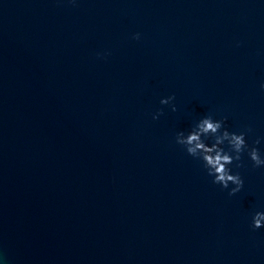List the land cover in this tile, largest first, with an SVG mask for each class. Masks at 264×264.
Listing matches in <instances>:
<instances>
[{
	"label": "water",
	"instance_id": "95a60500",
	"mask_svg": "<svg viewBox=\"0 0 264 264\" xmlns=\"http://www.w3.org/2000/svg\"><path fill=\"white\" fill-rule=\"evenodd\" d=\"M262 84L264 0H0V264H264V167L229 195L175 139L264 157Z\"/></svg>",
	"mask_w": 264,
	"mask_h": 264
},
{
	"label": "clouds",
	"instance_id": "9594fccd",
	"mask_svg": "<svg viewBox=\"0 0 264 264\" xmlns=\"http://www.w3.org/2000/svg\"><path fill=\"white\" fill-rule=\"evenodd\" d=\"M135 38L139 39L138 33ZM261 87H264V84ZM174 99V96H169L162 99L160 103L169 105ZM171 107L175 112V105L172 104ZM162 114V110L158 111L153 119H158ZM225 119L216 120L212 115H207L200 119L187 134L183 131L178 132L175 139L188 155L202 162L207 174L213 177L214 184L220 185L223 189H228L230 184L233 185L229 195H234L242 189L244 181L238 172H232L229 165L241 161L242 153L245 151L254 167H264V157L261 156L257 147H249L245 132H230L225 127ZM209 139L212 140L211 144L207 143ZM260 142V139L254 141L257 145ZM225 144L227 148L224 147ZM242 166L241 163L236 164L237 168ZM261 227H264V211H257L252 217V228L256 230Z\"/></svg>",
	"mask_w": 264,
	"mask_h": 264
}]
</instances>
